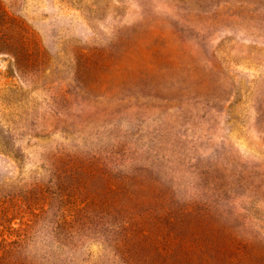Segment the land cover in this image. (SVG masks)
<instances>
[{"label":"rangeland","instance_id":"rangeland-1","mask_svg":"<svg viewBox=\"0 0 264 264\" xmlns=\"http://www.w3.org/2000/svg\"><path fill=\"white\" fill-rule=\"evenodd\" d=\"M0 264H264V0H0Z\"/></svg>","mask_w":264,"mask_h":264}]
</instances>
